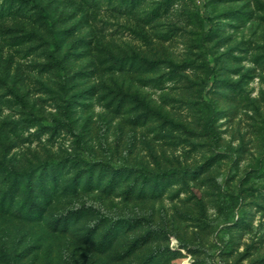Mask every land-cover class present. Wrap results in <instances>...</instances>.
Instances as JSON below:
<instances>
[{"label": "rangeland", "instance_id": "obj_1", "mask_svg": "<svg viewBox=\"0 0 264 264\" xmlns=\"http://www.w3.org/2000/svg\"><path fill=\"white\" fill-rule=\"evenodd\" d=\"M0 163V200L122 175L54 202L87 208L66 234L5 214L12 264H264V0H0Z\"/></svg>", "mask_w": 264, "mask_h": 264}, {"label": "trees", "instance_id": "obj_2", "mask_svg": "<svg viewBox=\"0 0 264 264\" xmlns=\"http://www.w3.org/2000/svg\"><path fill=\"white\" fill-rule=\"evenodd\" d=\"M18 101L19 103L23 102V100L21 99H18ZM213 125H214V118H211V120L206 126V131L209 135H211L214 139H216L217 135L213 129ZM87 138H89L90 140L93 139V134L91 131H89L85 137L84 135L79 134V137L77 138L79 147L80 146L82 147L84 139ZM1 166L2 164L0 163V167ZM61 170L63 169H59L57 173H61ZM57 173L54 170V172L52 173L51 172L44 174L40 173V174H36L35 177L31 176L24 189V193H20L21 183L15 181L12 187L10 186L5 191V194L2 196L0 200V213L4 214V215L0 214V222L2 220L1 218H7V216L5 217V214L8 215V213H10L13 217H15V219L18 220L22 219L24 222L30 224L35 223V221H39L41 218L45 220V216H50V217H54V222L51 223L53 227L51 228L52 230H50V232L54 235L66 234L70 229H72L73 223L76 224L77 222L87 217L88 215L86 212L87 208L85 206L77 207L70 212L69 210H67L66 212L62 213L60 216H56V214L52 213L50 209L54 205V202L59 197L62 196L66 197L67 194L77 195L79 192H81V190L87 194L96 193L100 195L110 196L114 191H116V189L119 187L120 183L122 182V175H119L120 174L119 170L116 171L115 173L116 175L112 177L109 175L108 172L102 171L101 174L99 173L97 175L96 179H93V176H95V172L93 169H91L89 171V176L86 179L87 182L85 183L84 187L82 182L83 179L85 178L86 173H83L79 176H75L72 185H66L64 188H61L62 177H59V174ZM38 182H40L39 183L40 185L37 184ZM36 185L38 187H36ZM19 198L23 199L22 203L18 205L20 207L12 211L11 209L13 208L15 200ZM43 220L40 221V223L37 222L38 225L39 224L45 225V222H43ZM101 227L102 224L100 222L92 226L88 230H86L85 234L81 235L83 239L82 240L83 245L85 244L86 246L87 244H90L93 238H96L98 236L101 237L102 236L100 234ZM120 233L121 232L119 230L114 231L113 228L107 231V233L103 235V240L96 243L97 244L96 246L98 248V252H96V254L99 257H105V258L110 256V253H112L111 251L116 246L115 238ZM37 242H39V239L37 240ZM41 248L44 247L41 245ZM28 255L35 256L34 253L30 251L29 254L26 255V258ZM15 261H18V259L15 257H11V254L9 253L6 247L0 246V262H4L6 264H12Z\"/></svg>", "mask_w": 264, "mask_h": 264}]
</instances>
